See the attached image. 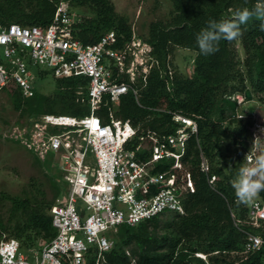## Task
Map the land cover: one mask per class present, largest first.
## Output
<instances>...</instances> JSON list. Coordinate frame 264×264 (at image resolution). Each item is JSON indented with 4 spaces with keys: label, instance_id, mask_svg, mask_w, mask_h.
I'll return each instance as SVG.
<instances>
[{
    "label": "built area",
    "instance_id": "obj_1",
    "mask_svg": "<svg viewBox=\"0 0 264 264\" xmlns=\"http://www.w3.org/2000/svg\"><path fill=\"white\" fill-rule=\"evenodd\" d=\"M76 21L68 1L59 0L47 26L0 23V90L14 84L23 96L31 95L32 67L37 74L46 69L55 78L84 79L76 101L88 109L83 116L31 115L10 129L8 139L38 159L52 156L66 188L49 210L55 235L27 254L17 239L0 231V264H86L91 256L93 264H103L113 245L111 232L164 213L182 214L184 193L194 191L181 161L189 136L197 131L194 118L172 111L171 132L137 136L139 126L115 115L121 96L130 92L138 101L147 76L155 69L160 73L149 43L131 28L118 46L113 30L85 44L75 36ZM166 69L160 76L171 77ZM227 98L239 105L243 94ZM105 106L110 110L100 116ZM161 162L168 166L158 171ZM202 166L208 170L205 161ZM214 181L211 175L208 183ZM230 214L244 234L239 253L246 258L264 245V202L246 203L244 220Z\"/></svg>",
    "mask_w": 264,
    "mask_h": 264
},
{
    "label": "trees",
    "instance_id": "obj_2",
    "mask_svg": "<svg viewBox=\"0 0 264 264\" xmlns=\"http://www.w3.org/2000/svg\"><path fill=\"white\" fill-rule=\"evenodd\" d=\"M59 0H0V23H16L21 26H47ZM77 5L88 8L90 17H82L74 23L75 36L82 43H94L105 32L113 30L115 46L128 40L131 32L128 17L114 11L110 0H74ZM172 12L167 21L156 20L148 25L146 41L158 63L165 61L174 47L195 51L191 74L184 77L177 73L160 76L157 69L146 78L139 90L138 101L128 92L120 97L115 115L122 120L139 126L137 136L146 132L157 134L173 130L170 112L179 111L195 119L197 131L189 136L185 154L181 161L191 176L194 191L184 193V212L170 213L172 219L165 223L164 232H155L158 216L141 221L133 226L117 228V239L111 249L104 253L105 264H205L194 256V252L206 254L211 264H264V245L246 258L238 254L244 234L234 225L235 218L244 220L246 203H241L235 195L231 181L241 167L242 156L237 154L234 166L227 168L224 162L216 160L224 140L234 144H244L247 128L237 124V103L228 95L243 94L247 88L264 104V31L260 30L262 20L255 17L241 25L243 35L234 41L222 40L219 51L212 55H202L196 44L197 34L206 27L209 19L217 21L232 19L237 8H252L256 0H171ZM245 53L242 71L237 61L234 44L236 41ZM160 69V68H159ZM167 70L164 67V71ZM86 81L82 78H56L57 86L67 96L60 111L47 109L48 98L36 91L23 96L14 84L6 90L13 99L15 109H21L28 116L39 113L68 114L83 116L88 113L87 105L76 101L75 91ZM110 107H102L100 116H105ZM141 131V132H140ZM264 154V153H262ZM208 170L205 171L202 162ZM168 162L156 165L158 171L167 168ZM214 175L213 184L208 178ZM62 181V180H61ZM64 185V183L62 182ZM264 202V191L258 197ZM15 210L23 215L15 224L2 223L8 238H17L21 249L33 245L36 235L48 241L56 231L51 225L49 210L51 203L42 199H12ZM162 215V214H161ZM249 229L248 226L243 225ZM127 254L125 247L131 246ZM215 252L214 254H210ZM240 255V253H239ZM133 259V263L132 260ZM89 257L86 264H93Z\"/></svg>",
    "mask_w": 264,
    "mask_h": 264
},
{
    "label": "rangeland",
    "instance_id": "obj_3",
    "mask_svg": "<svg viewBox=\"0 0 264 264\" xmlns=\"http://www.w3.org/2000/svg\"><path fill=\"white\" fill-rule=\"evenodd\" d=\"M67 1L70 14L74 19L92 16L88 8L77 5L74 0ZM110 2L114 6V11L119 15L128 17L130 27L145 39L148 35L149 23L156 20L167 21L173 10L171 0H110ZM234 47L239 67L245 71L243 65L245 53L238 40ZM195 55V51L191 49L174 47L165 61L159 62L160 73L163 75L164 67L168 66L174 73L184 77L190 76ZM32 70L35 73L32 83L34 90L48 98L44 108L51 107L54 111H60L61 102L67 96L57 86L56 78L46 69H43L44 73L42 74H37L38 68L36 67H32ZM21 109H15L13 99L6 90H0V220L11 227L15 224L16 219L23 215L22 210L14 209L13 198L17 200L36 198L52 204L57 197L64 194L66 188L62 184L61 174L54 164L52 156L40 160L16 141L8 139L10 129L24 123L29 117ZM236 119L230 128L240 124L247 128V132L244 135V144L242 145L234 144L231 140H224L220 143L221 150L216 160L227 165V168L224 169L225 172L234 166L237 154L242 156L240 164L242 165L247 163L245 157L250 152L254 153L253 157L264 153V104L257 100L249 88L243 93L242 103L237 104ZM257 138H259L258 142L254 144ZM171 219L172 214L170 213L158 216L155 232L163 233L165 231L163 226ZM0 231L9 235V230L4 231L1 226ZM110 238L114 241L117 239V230L110 233ZM44 242L46 239L36 235L32 246H23L22 248L29 254L31 249L40 247ZM131 248L132 245L125 247L127 254L131 253ZM193 255L201 258L205 264H211L208 262L205 253L198 251L194 252ZM230 255L231 257L235 255L241 257L239 253ZM131 261L133 263V259ZM238 262L236 260L234 264H238Z\"/></svg>",
    "mask_w": 264,
    "mask_h": 264
},
{
    "label": "clouds",
    "instance_id": "obj_4",
    "mask_svg": "<svg viewBox=\"0 0 264 264\" xmlns=\"http://www.w3.org/2000/svg\"><path fill=\"white\" fill-rule=\"evenodd\" d=\"M247 3V0H245ZM255 17L264 21V0H256L252 8L247 6L237 8L232 19H209L206 27L196 36V44L202 55L208 56L219 51V44L222 40L234 41L240 38L243 33L241 25L246 24ZM260 30L264 31V23H261ZM257 138L254 142H258ZM247 163L242 164L237 175L231 181L235 195L241 203H249L259 197L264 191V154L253 157L247 154Z\"/></svg>",
    "mask_w": 264,
    "mask_h": 264
},
{
    "label": "crops",
    "instance_id": "obj_5",
    "mask_svg": "<svg viewBox=\"0 0 264 264\" xmlns=\"http://www.w3.org/2000/svg\"><path fill=\"white\" fill-rule=\"evenodd\" d=\"M245 93V92H244Z\"/></svg>",
    "mask_w": 264,
    "mask_h": 264
}]
</instances>
